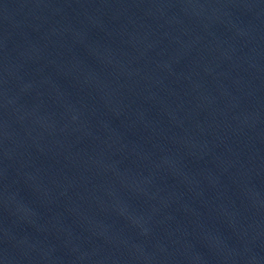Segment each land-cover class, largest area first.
Here are the masks:
<instances>
[{
	"label": "water",
	"instance_id": "95a60500",
	"mask_svg": "<svg viewBox=\"0 0 264 264\" xmlns=\"http://www.w3.org/2000/svg\"><path fill=\"white\" fill-rule=\"evenodd\" d=\"M0 264H264V0H0Z\"/></svg>",
	"mask_w": 264,
	"mask_h": 264
}]
</instances>
